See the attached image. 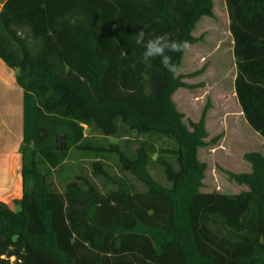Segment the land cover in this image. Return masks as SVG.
Listing matches in <instances>:
<instances>
[{
    "label": "trees",
    "instance_id": "16d2710c",
    "mask_svg": "<svg viewBox=\"0 0 264 264\" xmlns=\"http://www.w3.org/2000/svg\"><path fill=\"white\" fill-rule=\"evenodd\" d=\"M235 62L234 94L247 125L264 139V0H224ZM213 15V0H5L0 59L17 69L23 90L22 195L12 210L0 201V264H264V156L246 152L248 172L226 171L246 190L202 192L207 165L198 159L208 131L204 113L185 120L173 93L184 50L142 62L146 37L170 34L193 44L195 24ZM125 133L132 153L90 141ZM120 133H123L120 135ZM71 149L92 154L91 174L62 191L52 172ZM115 154L127 186L98 159ZM157 165L167 184L150 172ZM93 178L115 187L100 190Z\"/></svg>",
    "mask_w": 264,
    "mask_h": 264
},
{
    "label": "rangeland",
    "instance_id": "374dc122",
    "mask_svg": "<svg viewBox=\"0 0 264 264\" xmlns=\"http://www.w3.org/2000/svg\"><path fill=\"white\" fill-rule=\"evenodd\" d=\"M214 5L218 12L219 0H214ZM199 26L195 32L199 41L186 49L182 67L176 73L188 75L197 70H201V73L194 77H183L182 80L188 87L177 89L172 99L177 109L184 114L185 120L197 121L204 113L208 131L206 140L210 143L198 151V159L207 165L201 191L235 194L246 190V187L230 180L226 171L248 172L250 165L242 156L253 151L264 156V139L246 124L240 114L233 89L235 62L232 43L225 27H221L219 23V30L214 27L206 31ZM83 127L84 134L93 143L103 146L117 143L129 154L141 141L149 142L156 148L170 146L164 139L138 136L128 132L120 133L124 135L123 137H103L99 132L89 131L86 126ZM93 159L92 154L82 156L80 152L71 149L66 162L53 170L52 187L62 191L65 183L72 180L74 175L78 173L90 175V163ZM98 159L104 162L112 176L120 178L127 186L142 188L132 176L120 170L114 153L104 152ZM150 172L158 182L167 184L157 165H152ZM93 179L102 191L115 187L112 184L105 185L100 178Z\"/></svg>",
    "mask_w": 264,
    "mask_h": 264
},
{
    "label": "crops",
    "instance_id": "0c3cea01",
    "mask_svg": "<svg viewBox=\"0 0 264 264\" xmlns=\"http://www.w3.org/2000/svg\"><path fill=\"white\" fill-rule=\"evenodd\" d=\"M4 1L0 0V8ZM228 22L224 0H219L218 12L215 10L213 0V15L202 16L197 21L192 31L196 41L193 44H189V46H193L199 41L195 36L199 24H201L200 28L203 27V30L208 31L209 28L214 27L219 30L218 24L221 23V27H225L227 35L231 38ZM185 51L186 49L183 52L180 66L176 72L182 67ZM200 73L201 70H197L189 74H194L190 76L194 77ZM17 74V69L10 68L0 59V201L6 203L12 210L17 209L15 202L22 195V158L19 153V147L22 141L23 90L16 82ZM240 114L242 115L241 111Z\"/></svg>",
    "mask_w": 264,
    "mask_h": 264
},
{
    "label": "clouds",
    "instance_id": "9594fccd",
    "mask_svg": "<svg viewBox=\"0 0 264 264\" xmlns=\"http://www.w3.org/2000/svg\"><path fill=\"white\" fill-rule=\"evenodd\" d=\"M136 43L143 45L142 62L148 64L153 58H160L161 65L170 73H174L176 65L172 63L168 53L185 50L189 47L186 40L177 41L168 33L146 37L143 29L136 33Z\"/></svg>",
    "mask_w": 264,
    "mask_h": 264
}]
</instances>
